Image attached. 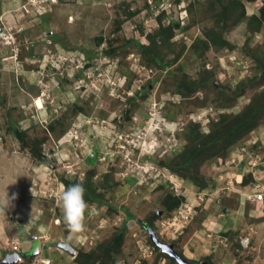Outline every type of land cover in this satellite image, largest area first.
<instances>
[{"label":"rangeland","instance_id":"rangeland-1","mask_svg":"<svg viewBox=\"0 0 264 264\" xmlns=\"http://www.w3.org/2000/svg\"><path fill=\"white\" fill-rule=\"evenodd\" d=\"M262 1H246L247 15ZM220 9L0 0V264H78L121 233L116 264H264V118L182 166L225 135L222 115L233 119L264 91L252 79L264 25L238 23L241 9L223 25ZM160 20L175 36L146 53ZM208 31L229 43L211 45ZM181 83L196 88L190 98ZM76 183L89 209L73 233L59 196ZM168 197L179 205L170 210Z\"/></svg>","mask_w":264,"mask_h":264},{"label":"trees","instance_id":"trees-1","mask_svg":"<svg viewBox=\"0 0 264 264\" xmlns=\"http://www.w3.org/2000/svg\"><path fill=\"white\" fill-rule=\"evenodd\" d=\"M220 6V16H217V18L221 19V24L227 23V20L230 16L234 14V12L240 10V13L238 16H240V19H238V23L246 21L248 23L250 28H253V31L257 29H261L264 25V0L262 1L261 5L259 6L260 15H247V10L245 3H256L260 0H216ZM175 26V25H174ZM171 24L169 26H165L163 22L160 20L159 29L156 31V34H149L148 38L150 41L149 46H141L146 53H150V47L151 45H155L156 41L159 39L161 40L159 43L165 44L167 46L169 42L174 38L175 36V28ZM224 27V26H223ZM208 38V41H210V44L215 47H222L224 45H227L229 41L222 35L215 37L212 36L209 31L206 33V39ZM163 46V45H162ZM152 53V52H151ZM258 67L262 69V75L259 78L253 77L254 80L253 84L259 85L264 83V64L258 63ZM257 79V80H256ZM251 80V81H253ZM205 80L202 79L200 82H204ZM181 94L185 95L184 97L190 98L192 94L196 91V88H190L185 83H181ZM225 99H228L223 95ZM232 116H226L222 115L217 121L216 125H225V135L217 136L214 135V137H210V142H205L204 149H198L195 152H192L189 155V158L186 159L185 162H183L182 166H187L192 164L194 161L197 162V158L200 155L201 151H204V156L206 153L211 152L213 149L215 152L213 155H218L221 148L220 144H218L223 138L225 141L224 143L226 146H228L232 141H235L236 139H240L242 136H244L245 133L252 130L256 125L261 121V119L264 118V91L262 92L259 102L256 104H252L250 106H247L246 109L241 113L233 116V119H231ZM18 134V133H17ZM24 136V135H23ZM23 136L20 135L21 142L25 145L26 143L23 140ZM229 137V138H228ZM227 139V140H226ZM230 139V140H229ZM233 139V140H232ZM203 156V157H204ZM182 158H186V154L182 156ZM246 182L244 178V183ZM165 203H167L168 208L170 210L174 209L176 206L179 205L178 199H175L174 197H168L165 199ZM169 202V204H168ZM124 241V233L121 234H115L113 239L104 242L100 244L94 251L88 252V253H80L76 257V262L78 264H116L115 260L113 259L112 255L113 253H117L120 251Z\"/></svg>","mask_w":264,"mask_h":264},{"label":"clouds","instance_id":"clouds-1","mask_svg":"<svg viewBox=\"0 0 264 264\" xmlns=\"http://www.w3.org/2000/svg\"><path fill=\"white\" fill-rule=\"evenodd\" d=\"M83 184L76 183L67 186L59 196V207L63 222L71 232H82L86 228L85 218L89 204L85 200Z\"/></svg>","mask_w":264,"mask_h":264},{"label":"water","instance_id":"water-1","mask_svg":"<svg viewBox=\"0 0 264 264\" xmlns=\"http://www.w3.org/2000/svg\"><path fill=\"white\" fill-rule=\"evenodd\" d=\"M73 254L75 255V254H76V252H75V251H73Z\"/></svg>","mask_w":264,"mask_h":264}]
</instances>
